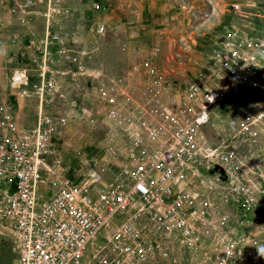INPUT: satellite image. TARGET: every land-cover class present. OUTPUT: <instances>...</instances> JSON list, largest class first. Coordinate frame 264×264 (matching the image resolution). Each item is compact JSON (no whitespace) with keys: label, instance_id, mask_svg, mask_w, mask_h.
I'll use <instances>...</instances> for the list:
<instances>
[{"label":"built area","instance_id":"2783aa9c","mask_svg":"<svg viewBox=\"0 0 264 264\" xmlns=\"http://www.w3.org/2000/svg\"><path fill=\"white\" fill-rule=\"evenodd\" d=\"M232 7L239 11L240 4L233 2ZM106 30L104 23L97 28L99 33ZM263 55L264 34L235 28L186 82L141 64L122 77L100 74L98 88L106 116L123 120L129 130L121 147L128 188L95 190L96 174L90 182H77L61 173L55 116L41 113L34 126L24 128L13 114L3 112L0 224L3 217L9 221L21 264H94L83 260L88 245L115 213L129 207L135 195L144 201L137 209L143 223L135 219L123 223L109 252L92 254L98 264H151L156 245L145 235L147 227L154 233L180 236L192 245L206 241V246H216L215 264H256L248 244L255 248L264 243L254 233L264 223L260 211L264 156L242 153L238 144L213 146L205 140L203 128L215 104L226 97L232 84L254 73ZM48 72L45 66L44 81L32 89L26 88V71L13 74L12 80L24 94L41 96L55 86V77ZM134 73H141L144 81L132 83ZM58 122L66 124L64 118ZM204 171L209 176H203ZM3 175L12 176V187H4ZM46 175H54L59 184L49 199L41 188ZM239 197L249 198V210L234 208Z\"/></svg>","mask_w":264,"mask_h":264},{"label":"rangeland","instance_id":"374dc122","mask_svg":"<svg viewBox=\"0 0 264 264\" xmlns=\"http://www.w3.org/2000/svg\"><path fill=\"white\" fill-rule=\"evenodd\" d=\"M76 1L0 0V28L11 36L8 42L15 49L12 56L0 53V116L10 112L17 125L24 128L34 126L41 113L55 116L54 138L61 173L77 182H90L96 174L99 182L95 190L118 185L128 188L130 179L121 154L128 126L123 120L118 122L106 116L98 76L109 73L122 77L129 74L132 66L141 64L165 70L178 82H186L221 49L233 29L264 34V0H164L166 9L148 11L158 31L129 41L123 37L125 28L121 30L115 24L110 28L103 21L105 10L98 1L89 2L93 18L84 16ZM233 2L240 4L239 11L233 9ZM96 4L100 7L96 8ZM101 23L107 26L104 33L97 31ZM149 28L153 27H148V32ZM26 35L28 43L38 47L40 54L31 57L29 48L18 52L17 45L26 47L22 42ZM76 35L84 37L82 43L75 40ZM146 56L145 61H140ZM45 66L48 74L55 77L51 91L41 96L33 92L26 95L21 85L13 83V74L26 71V88L40 85ZM140 74L132 75L130 81L142 83L144 77ZM263 112L264 55L254 73L245 81L232 84L226 97L215 104L210 121L203 128L205 140L213 146L238 144L242 153L264 156ZM60 118L66 120L65 125L58 122ZM5 133L0 127V138ZM203 174L209 176L206 171ZM56 179L54 175L45 176L41 188L47 199L58 190ZM143 204L135 195L128 208L115 213L88 245L83 260L98 264L93 256L109 252L123 223L132 219L143 223L144 217L137 212ZM260 211L264 220V199ZM1 223L0 240L6 241L9 221L3 217ZM3 226L6 232L2 231ZM254 233L264 242V223ZM145 235L156 245L151 264L216 263V246H206V241L192 245L185 238L154 233L148 227ZM261 246L264 243L258 247ZM248 247L256 264H264L258 247Z\"/></svg>","mask_w":264,"mask_h":264},{"label":"crops","instance_id":"0c3cea01","mask_svg":"<svg viewBox=\"0 0 264 264\" xmlns=\"http://www.w3.org/2000/svg\"><path fill=\"white\" fill-rule=\"evenodd\" d=\"M91 0H77L76 6L78 9H80L84 16H87V18H93L94 12L90 7ZM98 1L99 4L102 6V8L105 10L104 13V20L107 22L108 27L111 28V25L115 24L118 26V28H125V33L123 37L129 39H134L138 37L146 38L149 36V34H152L154 31H158L157 29V23H151V15H148V11L152 10H162L166 9L165 1L164 0H95ZM97 3V2H96ZM148 15V16H147ZM155 17V16H154ZM153 17V19H154ZM33 24V23H31ZM30 24V27L32 28V25ZM2 24H0L1 27ZM148 27L149 28L148 32ZM0 28V41L1 43H4V47H0V53L1 56H12L13 47L8 42V38L11 36L4 34L5 32L1 30ZM30 39L26 35V37L22 38V42L24 43V46L17 45L16 48H18V52L21 51V49H27L30 50V56L34 57L38 54H40V49L36 47L35 45L28 43ZM75 40L77 42H81L84 40V37L81 35H76ZM81 40V41H78ZM131 41V40H130ZM15 50V49H14ZM8 52L9 55H6ZM148 56V55H147ZM146 57H142L140 61H145L147 59ZM137 57L138 56H134ZM144 58V59H143ZM2 225V223L0 224ZM7 231V228L3 226L2 231ZM0 264H21L20 260V253L15 247V243L12 239V237L9 234L8 240H0Z\"/></svg>","mask_w":264,"mask_h":264},{"label":"bare ground","instance_id":"6f19581e","mask_svg":"<svg viewBox=\"0 0 264 264\" xmlns=\"http://www.w3.org/2000/svg\"><path fill=\"white\" fill-rule=\"evenodd\" d=\"M4 187H12V176L3 175ZM234 206L237 209L249 210V198L248 197H239V200L234 201Z\"/></svg>","mask_w":264,"mask_h":264},{"label":"clouds","instance_id":"9594fccd","mask_svg":"<svg viewBox=\"0 0 264 264\" xmlns=\"http://www.w3.org/2000/svg\"><path fill=\"white\" fill-rule=\"evenodd\" d=\"M258 251L261 256H264V246L258 247Z\"/></svg>","mask_w":264,"mask_h":264}]
</instances>
